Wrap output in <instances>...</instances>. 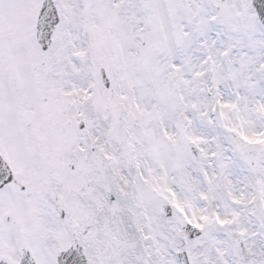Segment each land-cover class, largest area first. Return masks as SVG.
<instances>
[{"label":"snow or ice","instance_id":"6c2138e0","mask_svg":"<svg viewBox=\"0 0 264 264\" xmlns=\"http://www.w3.org/2000/svg\"><path fill=\"white\" fill-rule=\"evenodd\" d=\"M0 264H264V0H0Z\"/></svg>","mask_w":264,"mask_h":264}]
</instances>
